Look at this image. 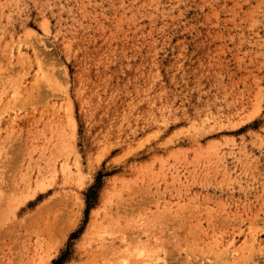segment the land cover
<instances>
[{"label":"rangeland","instance_id":"rangeland-1","mask_svg":"<svg viewBox=\"0 0 264 264\" xmlns=\"http://www.w3.org/2000/svg\"><path fill=\"white\" fill-rule=\"evenodd\" d=\"M0 111V264H264V0H0Z\"/></svg>","mask_w":264,"mask_h":264},{"label":"bare ground","instance_id":"bare-ground-1","mask_svg":"<svg viewBox=\"0 0 264 264\" xmlns=\"http://www.w3.org/2000/svg\"><path fill=\"white\" fill-rule=\"evenodd\" d=\"M32 31V30H31ZM40 64V63H39ZM41 66V65H40ZM46 66V65H45ZM57 72V71H56ZM17 96H18V94H17ZM15 97H16V95H15ZM15 104H16V106H17V102H15ZM62 104V103H61ZM14 107V106H13ZM62 108V107H61ZM4 109V108H3ZM8 109V108H7ZM2 110V109H1ZM20 110V109H19ZM18 110V111H19ZM59 111V110H58ZM1 112V111H0ZM9 113V112H8ZM13 113V112H12ZM67 117V116H66ZM13 119H14V117H13ZM9 121H10V119H9ZM75 133V132H74ZM3 146V145H2ZM1 146V147H2ZM212 146H214V145H212L211 144V147ZM210 148V147H209ZM66 151H68V150H66ZM69 153V152H68ZM10 160V159H9ZM68 161V160H67ZM65 167H67V166H65ZM65 170H63V172H64ZM62 172V173H63ZM38 173V172H37ZM36 173V174H37ZM69 173V172H68ZM72 174H73V172H72ZM1 175H2V173H1ZM4 177V176H3ZM24 178V177H23ZM81 178H82V175H81ZM4 179V178H3ZM25 179V178H24ZM40 180V179H39ZM40 182H41V180H40ZM35 183V182H34ZM24 184V183H23ZM31 184V183H30ZM39 184V183H38ZM46 184V183H45ZM77 184H79V183H77ZM52 185V184H51ZM36 186V185H35ZM40 186H41V184H40ZM37 187V186H36ZM35 189V188H34ZM41 190H43V189H45V188H40ZM5 190H6V188H5ZM4 190V191H5ZM41 190H37V191H34V193L33 194H31V197H39L40 196V194H38L39 193V191H41ZM5 193H7L6 191H5ZM3 194V193H2ZM7 195V194H6ZM3 196V195H2ZM8 196V195H7ZM4 197H5V194H4ZM4 197H2V200H1V198H0V200L2 201V203L3 202H5L4 201ZM9 197V196H8ZM8 197H6L7 199H8ZM22 199V198H21ZM76 199V198H75ZM6 200V199H5ZM9 200V199H8ZM72 202V201H71ZM1 203V204H2ZM23 204H25L26 203V200L25 201H23L22 202ZM66 203H67V201H66ZM65 203V204H66ZM70 203V202H69ZM1 204H0V206H1ZM19 204V203H18ZM71 205H72V203H71ZM16 207H17V205H16ZM68 207V206H67ZM73 207V206H72ZM80 207V206H79ZM59 208H61V207H59ZM54 209H55V207H54ZM57 209V208H56ZM69 208H67V210H68ZM73 209V208H72ZM79 209V208H78ZM70 210V209H69ZM64 211V210H63ZM97 211V210H96ZM75 212V211H74ZM98 212V211H97ZM63 214L62 215H60L59 213H57V214H59V215H55L54 217H53V219L51 220V221H49V223H48V227L49 228H47L48 229V231L50 232L49 233V236L51 237L52 235H53V238L52 239H54L53 240V242H49L48 241V243H47V238H39V237H37V238H39V239H37V241H35V243H32V245H29V246H25V247H22V246H24V245H22L21 247H20V249L18 250V252L16 251V255H15V257L13 256V257H10V258H8L7 260H3L2 261V263L3 264H46V263H48V261H49V259L53 256H51V252H50V250L52 249V248H56L57 246H58V244L60 243V241H61V239L64 237V234H65V231H66V229H67V227L69 226V224H70V218H69V215H67L68 217H66V214H65V211L64 212H62ZM94 213H96V212H94ZM77 214H79V213H77ZM98 213H96V215H97ZM54 215V214H53ZM76 215V214H75ZM72 216V215H71ZM76 216H78V215H76ZM75 219V218H74ZM1 220H3V219H1ZM95 220V219H94ZM99 221V220H98ZM1 223V222H0ZM94 225H95V223H93ZM2 225H5L4 224V221H3V224L1 223L0 224V236H2V235H4V234H7L9 231H8V229L5 227V226H2ZM71 226H72V224H71ZM91 228H93L92 226H91ZM94 229V228H93ZM92 229V230H93ZM47 231V230H46ZM48 234V233H47ZM216 234H218V233H216ZM38 235V234H37ZM5 236V235H4ZM7 236V235H6ZM50 237H49V239H50ZM1 238V237H0ZM4 238V237H3ZM217 239V238H216ZM34 240H36V239H34ZM65 240V239H64ZM55 241H56V243H55ZM214 242H215V240H213ZM218 241V240H217ZM216 241V243H218ZM4 242V241H3ZM29 243V242H28ZM116 246V245H115ZM29 247V248H28ZM117 247V246H116ZM133 250H135V251H133V252H131L132 254V256H133V253L134 252H136L135 254L137 255H139V257H140V254H142V253H139V251L141 250V249H137V248H132ZM138 252H137V251ZM146 250V249H145ZM144 250V251H145ZM10 251V250H9ZM128 251H130V250H128ZM144 251H142L141 250V252H144ZM11 252V251H10ZM120 253L121 252H123L122 250H120L119 251ZM118 252V253H119ZM12 253V252H11ZM124 253V252H123ZM122 253V255H124ZM126 253V252H125ZM129 253V252H128ZM148 253V252H147ZM127 254V253H126ZM221 254V253H220ZM121 255V254H120ZM217 255V254H216ZM114 256V255H113ZM9 257V256H8ZM134 257V256H133ZM136 257V256H135ZM1 258V257H0ZM137 258V257H136ZM143 258H145V257H143ZM2 259V258H1ZM126 260V259H125ZM134 260H135V258H134ZM137 260V259H136ZM130 261H133V260H130ZM112 264H115V263H112ZM122 264H132V262L131 263H128V261H125V262H122Z\"/></svg>","mask_w":264,"mask_h":264}]
</instances>
